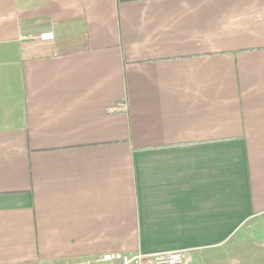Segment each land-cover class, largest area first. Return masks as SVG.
<instances>
[{
  "label": "crops",
  "instance_id": "obj_1",
  "mask_svg": "<svg viewBox=\"0 0 264 264\" xmlns=\"http://www.w3.org/2000/svg\"><path fill=\"white\" fill-rule=\"evenodd\" d=\"M177 249L264 264V0H0V264Z\"/></svg>",
  "mask_w": 264,
  "mask_h": 264
},
{
  "label": "built area",
  "instance_id": "obj_2",
  "mask_svg": "<svg viewBox=\"0 0 264 264\" xmlns=\"http://www.w3.org/2000/svg\"><path fill=\"white\" fill-rule=\"evenodd\" d=\"M43 39L52 38L53 34H43ZM125 109L126 105L122 104L115 109ZM49 264H186V251L182 249L165 251V252H107L85 260L77 261H54Z\"/></svg>",
  "mask_w": 264,
  "mask_h": 264
}]
</instances>
